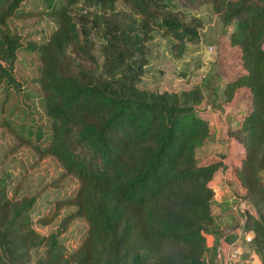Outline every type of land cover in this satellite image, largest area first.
Wrapping results in <instances>:
<instances>
[{
    "label": "trees",
    "instance_id": "1",
    "mask_svg": "<svg viewBox=\"0 0 264 264\" xmlns=\"http://www.w3.org/2000/svg\"><path fill=\"white\" fill-rule=\"evenodd\" d=\"M22 1L0 0L1 103L20 86L13 72L17 52L36 54L34 81L50 133L47 144L33 149L55 158L61 176H75L78 186L72 196L55 199L56 209L72 210L42 234L31 217L36 195L8 196L9 174L0 176V264H26L36 250L34 264H214L206 242L214 231L209 182L222 163L217 154L199 162L196 151L211 133L198 105L216 74L179 91L139 86L151 31L169 36L168 51L179 59L186 43L198 41L197 24L168 10L166 0H40L55 24L41 41H26L12 24L23 14ZM117 1L128 6L122 17ZM192 1L208 3L229 28L216 56L224 53L231 65L213 92L226 104L240 90L247 96L227 114L238 119L226 135L242 150L233 172L255 211L246 210L243 223L251 240L240 238L238 245L264 264V0ZM75 6L89 11L88 21L81 22ZM97 28L101 62L88 45ZM51 217L37 221L46 225ZM77 217L87 227L67 251L59 235Z\"/></svg>",
    "mask_w": 264,
    "mask_h": 264
},
{
    "label": "rangeland",
    "instance_id": "2",
    "mask_svg": "<svg viewBox=\"0 0 264 264\" xmlns=\"http://www.w3.org/2000/svg\"><path fill=\"white\" fill-rule=\"evenodd\" d=\"M166 2L167 9L175 12L184 22L197 24L199 39L197 42L186 43L181 57L174 59L168 51L171 38L156 29L151 31L150 39L146 42V64L139 86L150 90L179 91L192 87L195 83L200 84L203 80H209L213 74H216L213 85L211 83V86H207L205 83L207 89L203 90L204 101L198 105V108L201 115L208 120L211 118L208 111L212 110L214 118L209 121L210 132H213L215 125H218L221 134L219 141H224L227 150H231L229 154L237 158L239 154L234 148L235 142L224 137L227 129L233 126L236 119L231 120L232 124L229 125L227 121L223 123L222 120L228 113L238 109L247 96L240 90L234 100L227 105L213 92V87H220V80H217L220 74L226 72L225 69L231 65H225L224 53L221 52L216 56V46L224 42L226 37L223 34L228 33L229 28L221 25L208 3L189 2V0H166ZM19 7L23 10V14L12 24L19 27L18 31L24 40L41 41L54 26L55 19L45 13L40 0H23ZM79 7L75 6V11L79 9L80 20L85 23L90 13L87 9ZM114 10L122 17L128 12V6L117 1ZM89 38V53L101 62L104 41L100 37L99 29L92 30ZM209 46L213 49L211 53L207 52ZM16 56L13 72L20 84L19 89L9 91L5 97L6 101L3 100L2 103L3 92L0 89V107L3 108L0 112V176L9 174L6 178L8 196L36 195L37 201L31 213L33 227L38 232L46 234L54 231L60 220L72 210L65 206L56 209L55 199L72 196L78 186V180L70 174L61 176L62 170L55 158L50 155H38L33 149L34 144L39 146L47 144L50 120L41 108L39 99L42 92L38 83L34 81L37 76L35 69L37 55L18 51ZM83 64L86 65L85 62ZM218 91L217 89L216 93ZM5 120L8 122L7 125H2ZM28 130L30 135H27ZM21 132L22 136L29 137V143L20 140L18 134ZM208 146H211V142ZM208 150L203 146L197 149L196 156L199 162L211 154V147ZM262 179L264 181L263 176ZM42 216L52 217L48 224L41 225L37 220ZM86 227L84 219L79 217L67 223L65 230L59 235L67 251L77 246ZM39 252V250L32 251L33 257L26 264H34V256Z\"/></svg>",
    "mask_w": 264,
    "mask_h": 264
},
{
    "label": "crops",
    "instance_id": "3",
    "mask_svg": "<svg viewBox=\"0 0 264 264\" xmlns=\"http://www.w3.org/2000/svg\"><path fill=\"white\" fill-rule=\"evenodd\" d=\"M208 112H210L211 115V118H209L210 121L214 118V113L212 110ZM225 118H223L222 121L223 123L224 121H227L228 125L231 123V120L234 121L235 119H238V117ZM217 126L218 125H215L214 131L209 134L207 142L203 146L207 148V151H209L208 149L211 147V154L219 155L220 161L222 163V167L216 170L213 178L209 182L210 186L214 190L213 200L210 205V212L213 216L214 231L207 236L206 242L208 247L207 255L213 259V263L224 264V256L228 246L232 243H235V241L239 240L244 235L243 223L246 210H248L249 213H254L255 211L245 200L242 199L244 189L236 180L233 172V168L239 164V158L242 150L237 144L234 143V148H236L238 151L239 156L237 158H233L229 154L231 150H227L226 143L224 141H219L221 134H219L220 130ZM224 137L226 139L228 138L226 134H224ZM228 140L234 142V140L231 138ZM210 142L211 146H208ZM241 202H244V209L237 207L234 208L235 205ZM240 249L243 250V246L240 247ZM248 253L250 252L245 253L247 255L243 256L249 260L258 261L255 254Z\"/></svg>",
    "mask_w": 264,
    "mask_h": 264
},
{
    "label": "built area",
    "instance_id": "4",
    "mask_svg": "<svg viewBox=\"0 0 264 264\" xmlns=\"http://www.w3.org/2000/svg\"><path fill=\"white\" fill-rule=\"evenodd\" d=\"M207 52L211 53L213 52L212 47H208L207 48ZM209 58V56H207V59ZM244 200V199H243ZM236 204V203H235ZM243 204L244 202H241L237 205H235L234 208H243ZM244 209V208H243ZM251 233L250 232H244L243 235V240L248 243L251 240ZM240 240V239H239ZM224 264H259V261H255V260H249L247 258H245L242 255V251L240 249V246L238 245V240L235 241V243H232L228 246L226 252H225V256H224Z\"/></svg>",
    "mask_w": 264,
    "mask_h": 264
}]
</instances>
